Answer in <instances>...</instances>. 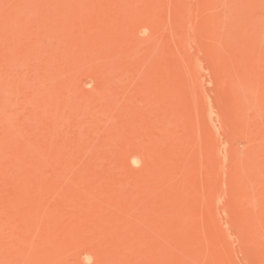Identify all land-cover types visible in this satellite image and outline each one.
Masks as SVG:
<instances>
[{"label":"rangeland","instance_id":"rangeland-1","mask_svg":"<svg viewBox=\"0 0 264 264\" xmlns=\"http://www.w3.org/2000/svg\"><path fill=\"white\" fill-rule=\"evenodd\" d=\"M0 264H264V0H0Z\"/></svg>","mask_w":264,"mask_h":264},{"label":"bare ground","instance_id":"bare-ground-1","mask_svg":"<svg viewBox=\"0 0 264 264\" xmlns=\"http://www.w3.org/2000/svg\"><path fill=\"white\" fill-rule=\"evenodd\" d=\"M2 105H4V104H2ZM7 111V110H6Z\"/></svg>","mask_w":264,"mask_h":264}]
</instances>
